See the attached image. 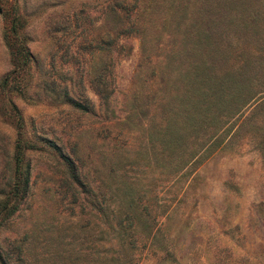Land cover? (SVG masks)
I'll return each mask as SVG.
<instances>
[{
	"label": "rangeland",
	"instance_id": "obj_1",
	"mask_svg": "<svg viewBox=\"0 0 264 264\" xmlns=\"http://www.w3.org/2000/svg\"><path fill=\"white\" fill-rule=\"evenodd\" d=\"M184 2L196 8L183 12ZM218 7L0 2V254L9 264H264V84L234 86L263 61L264 42L215 23L203 39L213 44L195 46L193 23ZM14 15L23 68L4 40ZM206 72L244 97L185 132L196 109L181 100ZM125 212L135 216L130 232Z\"/></svg>",
	"mask_w": 264,
	"mask_h": 264
},
{
	"label": "trees",
	"instance_id": "obj_2",
	"mask_svg": "<svg viewBox=\"0 0 264 264\" xmlns=\"http://www.w3.org/2000/svg\"><path fill=\"white\" fill-rule=\"evenodd\" d=\"M2 0H0L1 2ZM206 3V0H204ZM209 1V0H207ZM219 7L214 10L213 16L207 18L204 23H193L191 31H189V36L191 33L193 34L192 38L195 39V46L203 47V42L207 43L208 45L213 44L211 42L203 41V39L209 40V35H211L210 31L212 30V25L217 23H228L232 26H243L251 32V37L254 35H258L256 37V42H264V0H216ZM203 2V1H202ZM211 4V2H210ZM225 4V5H224ZM209 5V4H208ZM208 5L204 7L200 6L199 10H205L206 8H211ZM227 5V6H226ZM231 5V6H230ZM186 2L181 4L182 11H193L196 7L191 8ZM7 17V16H6ZM19 17L14 15L9 19V26L6 28L4 32V40L6 45L10 49V53L12 58L16 64L20 68L27 65L28 62V50L25 49L18 41L19 37L17 36L18 28L16 26L17 22L19 21ZM263 20V21H262ZM203 25H209L210 29L203 28ZM254 40V39H253ZM264 54V51L261 52ZM249 55V54H248ZM264 57V55L262 56ZM251 58V57H250ZM248 58V59H250ZM246 58V60H248ZM263 61H251L250 65L251 68L249 70L242 69L239 72L238 82H235L234 86L237 90H243L249 88L250 90L255 84H264V58ZM204 69L207 67V62H202ZM261 65V66H260ZM12 73V72H11ZM7 74L5 78L1 82L2 90L7 86L9 81H13L15 78L12 74ZM15 73V72H14ZM207 72L205 75L196 81V87L199 89L197 91H193L192 95L187 97L184 96V99L181 100V106L184 111L187 108H195L196 113L195 117H189L187 115L184 117V126L185 132L188 131L189 128L194 127L196 124L203 125L207 120H215L216 118V111L219 108H223L224 106H235V104L242 102V98L244 95L242 91H224L225 88L223 84H226L224 81L220 82L218 85L216 83L213 84V81L210 78H206ZM261 75V76H260ZM103 81H99L98 85H96V91H103L102 86H104ZM202 85V86H201ZM204 89H201V88ZM104 88V87H103ZM228 88V87H227ZM226 88V89H227ZM201 90V91H200ZM261 100L258 102V105H264V95H262ZM244 102V101H243ZM257 105V104H256ZM12 109H15L14 105H11ZM78 107L81 104L78 103ZM180 109V106L178 107ZM88 107L84 104V111H87ZM16 115L18 113L16 112ZM20 119V118H19ZM193 119V121H192ZM176 123L170 126V130H168V134H173L175 130ZM199 125V126H201ZM171 140V138H170ZM177 144V143H176ZM175 144V145H176ZM18 146H21V143H18ZM69 161V159H67ZM70 163V161H69ZM14 188L17 189L16 186ZM86 191H84L85 193ZM96 200L97 199H93ZM6 208V207H5ZM4 208V210H5ZM3 210V209H2ZM126 217L128 218V223L124 226V231L130 232L132 230V223L131 219L135 218V216H131L129 212H125ZM124 234V232H123ZM17 251L19 253L22 252V247L17 246ZM0 264H9L0 254Z\"/></svg>",
	"mask_w": 264,
	"mask_h": 264
}]
</instances>
